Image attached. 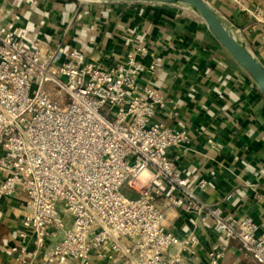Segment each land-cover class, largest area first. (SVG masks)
<instances>
[{
  "label": "built area",
  "instance_id": "obj_1",
  "mask_svg": "<svg viewBox=\"0 0 264 264\" xmlns=\"http://www.w3.org/2000/svg\"><path fill=\"white\" fill-rule=\"evenodd\" d=\"M217 1L253 22L264 17L246 0ZM147 56L141 44L115 65L79 63L73 50L57 63L40 38L28 46L0 25V196L24 195L15 264H91L94 253L109 264H204L194 231L166 228L168 208L196 213L223 238L205 264H224L232 242L249 264H264V220L199 201L177 169L190 133L154 118L175 117L180 104L168 112L142 80L157 67L144 65ZM166 184L182 198L164 195ZM254 198L264 202L258 191Z\"/></svg>",
  "mask_w": 264,
  "mask_h": 264
},
{
  "label": "crops",
  "instance_id": "obj_2",
  "mask_svg": "<svg viewBox=\"0 0 264 264\" xmlns=\"http://www.w3.org/2000/svg\"><path fill=\"white\" fill-rule=\"evenodd\" d=\"M264 10V0H246ZM218 9L240 27L249 40L255 39L252 19L232 3ZM192 13L175 6L148 3L103 4L78 0H0V25L26 45L35 38L55 54L76 52V60H96L115 65L125 53L145 45L143 60L157 63L152 77H143L167 101L168 112L180 104L177 115L158 113L155 119L171 127L183 126L190 133L188 149L176 167L196 198L220 206L224 213L248 214L264 220V100L246 74L211 38ZM262 27L260 26V29ZM208 139L212 143H208ZM171 156L176 151L169 150ZM207 185L195 186L199 179ZM163 193L182 198L180 190L165 185ZM24 195L15 191L0 196V264H15L23 241ZM164 198L158 199L162 204ZM166 228L176 234L194 231L200 239L199 257L223 243L210 221L194 212L168 208ZM224 264H246L237 243L228 245ZM91 264H109L96 253Z\"/></svg>",
  "mask_w": 264,
  "mask_h": 264
},
{
  "label": "water",
  "instance_id": "obj_3",
  "mask_svg": "<svg viewBox=\"0 0 264 264\" xmlns=\"http://www.w3.org/2000/svg\"><path fill=\"white\" fill-rule=\"evenodd\" d=\"M103 4L148 3L175 6L197 16L211 38L246 74L264 100V62L247 45L241 29L208 0H78Z\"/></svg>",
  "mask_w": 264,
  "mask_h": 264
},
{
  "label": "rangeland",
  "instance_id": "obj_4",
  "mask_svg": "<svg viewBox=\"0 0 264 264\" xmlns=\"http://www.w3.org/2000/svg\"><path fill=\"white\" fill-rule=\"evenodd\" d=\"M215 7H217L218 8V6L220 5V4H222V3H219V1H217V0H212V1H210ZM195 17V19L200 23V24H203L202 23V21L197 17V16H194ZM252 19V18H251ZM235 24V23H234ZM252 25H255V27H254V30H253V32H252V34L253 33H255L256 35H255V39H257L258 41H256V40H254V41H251V40H249V36H251V34L249 35H247V36H245V34H244V32L241 30V32H242V34H243V36H244V38H245V41H246V43H247V45L252 49V51L264 62V17H263V19H262V21H260V22H256V21H254L253 22V19H252V23L250 24V27L252 26ZM260 26L262 27L261 29H260ZM239 27V26H238ZM240 28V27H239ZM127 194H129L128 193V191H125ZM244 258V257H243ZM245 260H246V264H249L250 262H249V260L248 259H246V258H244Z\"/></svg>",
  "mask_w": 264,
  "mask_h": 264
},
{
  "label": "bare ground",
  "instance_id": "obj_5",
  "mask_svg": "<svg viewBox=\"0 0 264 264\" xmlns=\"http://www.w3.org/2000/svg\"><path fill=\"white\" fill-rule=\"evenodd\" d=\"M203 23V22H202ZM203 25H204V23H203ZM205 26V25H204Z\"/></svg>",
  "mask_w": 264,
  "mask_h": 264
}]
</instances>
